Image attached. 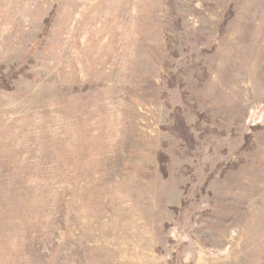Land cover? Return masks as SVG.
Segmentation results:
<instances>
[{
	"label": "rangeland",
	"instance_id": "1",
	"mask_svg": "<svg viewBox=\"0 0 264 264\" xmlns=\"http://www.w3.org/2000/svg\"><path fill=\"white\" fill-rule=\"evenodd\" d=\"M0 264H264V0H0Z\"/></svg>",
	"mask_w": 264,
	"mask_h": 264
}]
</instances>
